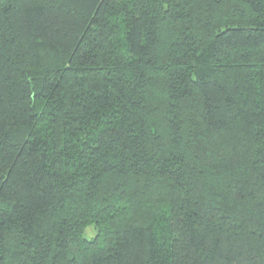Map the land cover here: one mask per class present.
<instances>
[{"label": "trees", "instance_id": "trees-1", "mask_svg": "<svg viewBox=\"0 0 264 264\" xmlns=\"http://www.w3.org/2000/svg\"><path fill=\"white\" fill-rule=\"evenodd\" d=\"M0 264H264V0H0Z\"/></svg>", "mask_w": 264, "mask_h": 264}, {"label": "rangeland", "instance_id": "rangeland-1", "mask_svg": "<svg viewBox=\"0 0 264 264\" xmlns=\"http://www.w3.org/2000/svg\"><path fill=\"white\" fill-rule=\"evenodd\" d=\"M96 232L97 231H96L95 227L92 226V227H89L85 230L84 235L86 238L91 239L96 235Z\"/></svg>", "mask_w": 264, "mask_h": 264}]
</instances>
